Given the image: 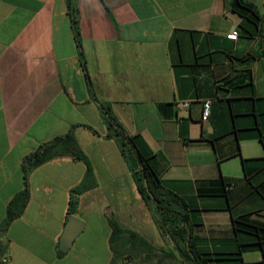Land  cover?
Segmentation results:
<instances>
[{"label":"crops","instance_id":"obj_1","mask_svg":"<svg viewBox=\"0 0 264 264\" xmlns=\"http://www.w3.org/2000/svg\"><path fill=\"white\" fill-rule=\"evenodd\" d=\"M248 1L264 12V0ZM76 4L80 44L65 0H0V226L7 203L23 187V157L73 125L94 173L75 193L83 161L57 156L33 168L28 202L1 233L7 245L2 264H109L110 218L173 251L164 257L180 258L138 190L137 161L105 135L101 104L145 141L165 186L198 209L200 245L233 240L232 216L257 211L254 217L264 222L260 24L250 34L229 0ZM232 30L235 39L227 37ZM203 99L211 100L205 121ZM185 100L189 105L181 107ZM224 181L230 183L225 192ZM71 196L77 205L68 214ZM70 215L85 226L58 256ZM247 252L244 260L261 259L258 249ZM134 255L125 260L144 253Z\"/></svg>","mask_w":264,"mask_h":264},{"label":"trees","instance_id":"obj_2","mask_svg":"<svg viewBox=\"0 0 264 264\" xmlns=\"http://www.w3.org/2000/svg\"><path fill=\"white\" fill-rule=\"evenodd\" d=\"M65 1L74 36L78 44H80L76 0ZM229 4L233 10L242 16V26L246 29L249 28L250 34H255V28L260 24L259 33L264 37V12L261 14L255 5L248 0H229ZM100 106L107 126L105 135L116 140L126 159L132 156L137 161V166L132 167V170L138 190L150 209L161 235L170 237L173 249L181 257L183 263L264 264V222H259L254 217L257 211L243 213L238 215V217L232 216L231 226L235 241L238 244L244 241L248 246L247 250L258 249L261 253L260 260H244L242 249L240 250V248L232 252H216L210 250L207 246L200 245L205 241L199 240V242L194 236V226L198 224L196 221L198 209L191 206L181 195L165 186L160 173L154 166L155 154L149 149L145 141L139 135L128 134L113 115L109 105L101 104ZM74 128L73 125L66 133L41 143L35 150L23 157L21 164L23 187L7 203L6 216L0 226V264L3 263L7 248L6 243L1 240V233L6 230L14 218L21 214L28 202V174L33 168L57 156H72L83 161L86 165L82 181L72 189V192L80 193L89 186L88 180L94 175L92 165L76 140ZM144 179H146L147 185H145ZM229 185L230 183L228 182H222V190L225 192ZM76 205V199L71 196L68 214L75 212ZM109 223L112 229L110 248L114 254L109 264H118L120 258L133 257L135 256L134 254L142 252L150 254L160 251L168 256L173 255V251L156 246L134 231L121 227L116 219L110 218ZM241 236H244V238H241ZM57 253L58 256H62L65 251L58 248Z\"/></svg>","mask_w":264,"mask_h":264},{"label":"rangeland","instance_id":"obj_3","mask_svg":"<svg viewBox=\"0 0 264 264\" xmlns=\"http://www.w3.org/2000/svg\"><path fill=\"white\" fill-rule=\"evenodd\" d=\"M234 206H236V205H234ZM236 216L238 217V215H236ZM230 229H231V227H230ZM153 240H155V239H153ZM242 242L243 243L238 244L235 241V239L234 240L223 239V238L221 240L210 239L209 241H207V248H209L212 251H216V252L217 251H219V252H232V251H235L237 249L239 250V248H240V250L242 249V257L245 259L248 257L247 256L248 255V252H247L248 246L246 243H244V241H242ZM166 249L168 250L167 247H166ZM118 264H188V263H183L181 257L180 258L164 257V253L158 251V252H153L150 254H144V256L141 255L138 257L129 258L128 260L122 259V261H120Z\"/></svg>","mask_w":264,"mask_h":264},{"label":"water","instance_id":"obj_4","mask_svg":"<svg viewBox=\"0 0 264 264\" xmlns=\"http://www.w3.org/2000/svg\"><path fill=\"white\" fill-rule=\"evenodd\" d=\"M144 183L147 185L146 179H144ZM84 226L85 222L81 218L76 215H70L60 237V249L67 251L74 238L81 232Z\"/></svg>","mask_w":264,"mask_h":264},{"label":"built area","instance_id":"obj_5","mask_svg":"<svg viewBox=\"0 0 264 264\" xmlns=\"http://www.w3.org/2000/svg\"><path fill=\"white\" fill-rule=\"evenodd\" d=\"M237 36V31L232 30L230 33L227 34V37L230 39H235ZM179 105L181 107H187L189 105V101H180ZM210 109H211V100L210 99H203L202 100V120H207L210 115Z\"/></svg>","mask_w":264,"mask_h":264}]
</instances>
